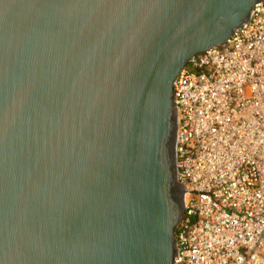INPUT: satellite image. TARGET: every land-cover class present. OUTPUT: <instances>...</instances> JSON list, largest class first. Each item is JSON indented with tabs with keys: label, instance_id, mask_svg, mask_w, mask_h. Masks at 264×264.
Returning <instances> with one entry per match:
<instances>
[{
	"label": "water",
	"instance_id": "95a60500",
	"mask_svg": "<svg viewBox=\"0 0 264 264\" xmlns=\"http://www.w3.org/2000/svg\"><path fill=\"white\" fill-rule=\"evenodd\" d=\"M264 0H0V264H175L174 82Z\"/></svg>",
	"mask_w": 264,
	"mask_h": 264
},
{
	"label": "built area",
	"instance_id": "2783aa9c",
	"mask_svg": "<svg viewBox=\"0 0 264 264\" xmlns=\"http://www.w3.org/2000/svg\"><path fill=\"white\" fill-rule=\"evenodd\" d=\"M177 179L193 195L175 264H264V4L174 82Z\"/></svg>",
	"mask_w": 264,
	"mask_h": 264
}]
</instances>
